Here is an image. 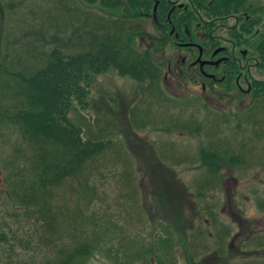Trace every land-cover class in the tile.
I'll list each match as a JSON object with an SVG mask.
<instances>
[{
    "label": "trees",
    "instance_id": "16d2710c",
    "mask_svg": "<svg viewBox=\"0 0 264 264\" xmlns=\"http://www.w3.org/2000/svg\"><path fill=\"white\" fill-rule=\"evenodd\" d=\"M154 2L0 0V180L5 186V198L12 204L9 214L22 224L21 231L0 232V241L8 247L51 246L55 249L54 257L48 258L45 264H88L99 249H105L114 260L119 256V249L115 250L114 245L100 247L111 222L103 219L100 211L91 210L93 205L103 200L94 177L95 173L104 176L101 170L108 168V160L116 168L121 161L123 166L118 168V173L131 185L134 179L128 167L124 166L129 157L114 152L112 160L107 151L115 140L85 135L83 126L76 124L69 115L73 103L71 96L80 94L84 90L83 82L92 75L112 69L139 82L143 88L141 94H157L162 102L172 106L180 104L163 91L165 66L152 53L153 49H143L137 44L138 37L145 33L137 23L146 17V12L158 15L161 23H168V19H163L167 15L162 18V10L154 11ZM192 4L196 8L193 11L196 20L201 17L214 19L219 13L244 15L247 12L254 16L252 30L255 35L258 33L261 19L257 14L261 9L255 10L251 0H197ZM4 6L6 9L3 10ZM5 10L10 18L16 16L18 25L14 23L12 29L3 34ZM161 32L169 35L170 26ZM157 43L161 46L163 42L159 40ZM254 54L259 61L253 70L254 78L255 72L261 76L255 78L254 85L260 89L253 97L252 106L255 107L243 116L251 126L262 118L253 116L254 109L264 115V99L258 100L264 97V93L259 95L264 92L263 39L260 38ZM210 104L208 100L201 101L208 110V117H214L213 120L206 117L207 126L203 120L196 122L191 116L187 120L170 117L169 124L163 127L167 132L180 130L194 134L205 132L207 135V143L200 147L197 156L199 168L204 169V179L199 182L195 193L200 199H205V189L218 186L224 164L245 167L248 155L243 152L244 147L236 153L230 141L216 136L220 126L217 128L214 124L221 116L209 110ZM222 118L230 121L227 115L223 114ZM236 121L237 128L242 130L241 122ZM147 122L143 120L141 124ZM109 129L108 123L99 127V132ZM153 148L164 165H168L169 159L172 162L181 160L180 153L175 155L174 147L161 151L154 143ZM131 192L133 195L137 193L134 187ZM74 197L77 202L71 206ZM259 204L264 205V199ZM208 206L204 205L205 212L216 222L215 211ZM89 223L93 225L91 234ZM222 228L215 236L222 244L217 251L224 257L227 250L225 240L230 229ZM65 232L70 236V242L59 244L62 237H58L65 236ZM202 232L197 235L201 237ZM113 233L116 236L114 230ZM169 239L162 237L158 240L160 249L157 252L154 244L142 247V250L128 247L130 253L127 257L134 260L145 254L148 258L149 254L157 264H176ZM241 244L254 246V253L264 250V234L250 233ZM249 264L264 262L256 260Z\"/></svg>",
    "mask_w": 264,
    "mask_h": 264
},
{
    "label": "rangeland",
    "instance_id": "374dc122",
    "mask_svg": "<svg viewBox=\"0 0 264 264\" xmlns=\"http://www.w3.org/2000/svg\"><path fill=\"white\" fill-rule=\"evenodd\" d=\"M251 2L255 10L261 9H258V17H261L262 24L264 0ZM5 12L3 34L12 29L14 23L18 25L16 16L12 19L7 10ZM140 22L150 36L142 35L137 39V44L143 49H153L152 53L165 66L163 91L166 96L180 101V104L172 106L168 102H162L157 94H141L143 88L139 82L129 76H121L112 69L92 75L83 82L84 90L71 96V119L83 126L87 137L115 140L107 154L112 160L115 158L114 152L129 157L124 166L128 167L131 178L134 179L128 185V181L119 175L118 168L123 166L121 161L116 168L108 160V168L101 170L103 177L100 173H95L94 181L101 188L100 197L103 200L93 205L91 210L100 211L103 219L111 222L107 237L100 243V247L114 245L115 250L119 249V256L114 260L105 249H99L88 264H120V261L123 264H157L149 254L148 258L145 254L131 260L127 257L128 252L130 253L128 247L139 250L154 244L157 252L160 249L158 240L162 237L170 238L168 242L177 259L176 264H249L256 260L264 262V250L254 253V246L241 244L250 233L264 234V205L259 204L264 199L263 113L253 110L254 117L262 118L252 125V129L251 123L243 119V116L255 107L252 106L253 96H243L238 100L236 97L224 96L225 100L222 99L221 103L210 104L209 110H213L216 115L230 117V121L218 117L219 125L214 124L217 128L220 126L216 136L230 141L236 153L244 147L243 152L248 153L247 164L245 167L224 164L220 171L222 180L218 186L205 189V199L195 196L199 182L204 179V169L199 168L197 156L200 147L207 143V135L205 132L194 134L180 130L167 132L163 127L169 124L170 117H183L187 120L191 116H194L196 122L203 120L206 126L207 123L209 125L206 118L208 110L201 105V101L205 99L210 102L212 98L207 93L205 96L202 93H210L214 87L209 86L203 91L201 83L194 81V75L191 74L194 72L186 71L182 64L177 65L180 60L176 45L162 43L160 46L152 41L151 34L161 35V30H157L159 23L146 17L141 18ZM157 24L159 26L156 27ZM258 41L259 39L253 41L254 53ZM257 77L255 72V78ZM259 98V101L264 99ZM186 100L195 103L188 104L185 103ZM208 118L213 120L214 117ZM143 120L148 122L142 125ZM236 120L241 122L242 130L237 128ZM108 123L109 131L99 132V127L102 128ZM154 143L161 151L174 147L175 155L180 153L181 160L172 162L169 159L168 165H164L155 154ZM132 187L137 191L135 195L131 194ZM5 193V186L0 180V232H11L12 229L21 231L22 224L9 214L12 204L5 198ZM76 202L77 198L74 197L71 206ZM204 205L214 209L216 222L205 212ZM88 226L91 234L93 225L89 223ZM224 226L230 229V234L225 240L227 250L223 257L217 251L222 244L215 234ZM60 230H63L62 222ZM198 232H202L201 237L197 235ZM60 237L59 244L70 242L67 232L65 236L58 238ZM54 253L55 249L51 246L8 247L0 241V264H45L48 258L54 257ZM50 262L54 263V260Z\"/></svg>",
    "mask_w": 264,
    "mask_h": 264
},
{
    "label": "flooded vegetation",
    "instance_id": "af4514ba",
    "mask_svg": "<svg viewBox=\"0 0 264 264\" xmlns=\"http://www.w3.org/2000/svg\"><path fill=\"white\" fill-rule=\"evenodd\" d=\"M195 1L197 2V0H155L154 11L162 10V18L167 15L163 19H168V23H161L158 15L153 13L146 12V18H151L154 23L162 25L157 30L165 32V28L170 26V33L166 35L159 32L160 36L151 34L152 41L160 40L178 47L180 61L177 65L182 64L186 67V71L194 72L191 73L194 75V81L201 83L203 91L209 86L214 87L210 93L207 91L202 93L203 95L207 93L208 97L212 98L211 104L221 103L224 96L236 97V100L243 96L254 97L260 89L259 86L254 85L256 79L253 73L255 64L259 61L252 47L254 40L259 39V43L261 38L264 41V37L262 38L264 22L261 24L262 20H260L258 33L255 35L252 30L255 26L254 16L247 12L244 15L233 12L219 13L214 19L201 17L200 20H196L193 13L196 8L192 4ZM231 20H234L233 23ZM137 25L144 30L145 33L142 35L150 36L142 22L138 21ZM142 35L139 37L141 38ZM262 93L264 92L261 91L259 95Z\"/></svg>",
    "mask_w": 264,
    "mask_h": 264
},
{
    "label": "water",
    "instance_id": "95a60500",
    "mask_svg": "<svg viewBox=\"0 0 264 264\" xmlns=\"http://www.w3.org/2000/svg\"><path fill=\"white\" fill-rule=\"evenodd\" d=\"M0 31H1V25H0Z\"/></svg>",
    "mask_w": 264,
    "mask_h": 264
}]
</instances>
